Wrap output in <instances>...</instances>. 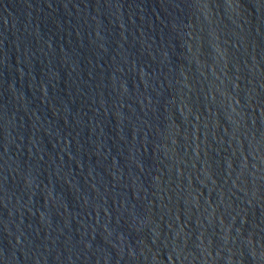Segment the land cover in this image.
<instances>
[{
	"label": "water",
	"instance_id": "1",
	"mask_svg": "<svg viewBox=\"0 0 264 264\" xmlns=\"http://www.w3.org/2000/svg\"><path fill=\"white\" fill-rule=\"evenodd\" d=\"M0 264H264V0H0Z\"/></svg>",
	"mask_w": 264,
	"mask_h": 264
}]
</instances>
